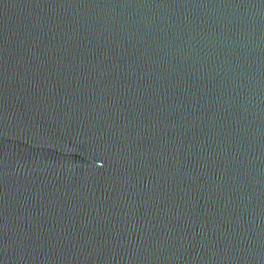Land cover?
<instances>
[{"label":"water","instance_id":"1","mask_svg":"<svg viewBox=\"0 0 264 264\" xmlns=\"http://www.w3.org/2000/svg\"><path fill=\"white\" fill-rule=\"evenodd\" d=\"M0 264H264V0H0Z\"/></svg>","mask_w":264,"mask_h":264}]
</instances>
